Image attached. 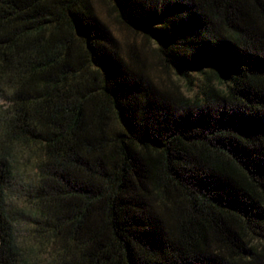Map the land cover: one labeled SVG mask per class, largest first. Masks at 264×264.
I'll use <instances>...</instances> for the list:
<instances>
[{"label": "trees", "instance_id": "obj_1", "mask_svg": "<svg viewBox=\"0 0 264 264\" xmlns=\"http://www.w3.org/2000/svg\"><path fill=\"white\" fill-rule=\"evenodd\" d=\"M110 1L232 110L169 123L92 0H0V264H264V0Z\"/></svg>", "mask_w": 264, "mask_h": 264}, {"label": "rangeland", "instance_id": "obj_2", "mask_svg": "<svg viewBox=\"0 0 264 264\" xmlns=\"http://www.w3.org/2000/svg\"><path fill=\"white\" fill-rule=\"evenodd\" d=\"M92 4L95 13L116 38L119 54L131 71L145 78L150 93L167 107L169 123L186 115L204 116L207 121H211L217 117L220 110H232L229 105L212 104L207 100L203 92V78L196 73L187 81L163 65L156 51V43L122 24L110 0H92ZM8 103L5 98H0V104L3 106ZM20 165L24 178H36V165L32 157L23 158Z\"/></svg>", "mask_w": 264, "mask_h": 264}]
</instances>
